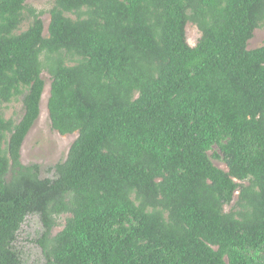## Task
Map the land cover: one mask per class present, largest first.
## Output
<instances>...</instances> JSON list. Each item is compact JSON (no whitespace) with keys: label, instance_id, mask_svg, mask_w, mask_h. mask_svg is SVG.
Returning a JSON list of instances; mask_svg holds the SVG:
<instances>
[{"label":"trees","instance_id":"obj_1","mask_svg":"<svg viewBox=\"0 0 264 264\" xmlns=\"http://www.w3.org/2000/svg\"><path fill=\"white\" fill-rule=\"evenodd\" d=\"M29 1L0 0V264H24L29 215L47 264H264V0H54L48 37ZM44 69L52 128L78 133L54 179L21 161Z\"/></svg>","mask_w":264,"mask_h":264},{"label":"rangeland","instance_id":"obj_2","mask_svg":"<svg viewBox=\"0 0 264 264\" xmlns=\"http://www.w3.org/2000/svg\"><path fill=\"white\" fill-rule=\"evenodd\" d=\"M29 7L41 13L44 22V36L48 37V28L51 21V10L55 6L54 0H30ZM25 22L20 27V32L26 31L32 23V18L25 13ZM187 41L190 46L195 47L202 37V33L193 23L186 28ZM264 46V27L261 26L254 32L253 38L248 43V50H256ZM45 55L42 56L44 60ZM42 78L45 81V90L41 101V114L29 132L21 152V161L24 166L38 165L40 167L41 179H54V167L66 161L69 151L78 138V133L61 135L52 128L48 110V101L52 77L47 69H44ZM4 116L7 120L15 123L20 122L24 115L22 97L16 98L12 103L3 107ZM217 151V150H216ZM218 153V152H217ZM210 153L214 165L222 170H227L226 163L214 158ZM238 195H236V200ZM235 200V201H236ZM234 203L226 208L230 211ZM68 215H62L57 219L56 227L51 232V237L56 236L65 226ZM45 232L44 224L38 215L27 216L25 222L17 235L14 248L20 253L24 264H47L43 248L38 244Z\"/></svg>","mask_w":264,"mask_h":264}]
</instances>
